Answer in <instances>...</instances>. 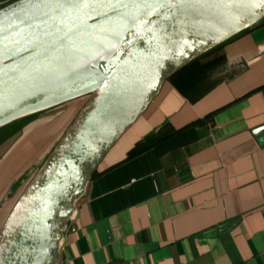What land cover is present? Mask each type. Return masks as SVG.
<instances>
[{
    "label": "crops",
    "instance_id": "crops-1",
    "mask_svg": "<svg viewBox=\"0 0 264 264\" xmlns=\"http://www.w3.org/2000/svg\"><path fill=\"white\" fill-rule=\"evenodd\" d=\"M72 102L0 144V231ZM72 215L57 264H264V17L169 78Z\"/></svg>",
    "mask_w": 264,
    "mask_h": 264
},
{
    "label": "water",
    "instance_id": "water-1",
    "mask_svg": "<svg viewBox=\"0 0 264 264\" xmlns=\"http://www.w3.org/2000/svg\"><path fill=\"white\" fill-rule=\"evenodd\" d=\"M263 17L264 0H19L0 9V100L103 37L124 29L125 42L97 83L0 114L1 129L89 95L0 231V264H57L76 203L163 85Z\"/></svg>",
    "mask_w": 264,
    "mask_h": 264
},
{
    "label": "bare ground",
    "instance_id": "bare-ground-1",
    "mask_svg": "<svg viewBox=\"0 0 264 264\" xmlns=\"http://www.w3.org/2000/svg\"><path fill=\"white\" fill-rule=\"evenodd\" d=\"M251 19L252 16L243 21H251ZM123 33L124 29H121L103 37L98 43L88 45L83 51L71 55L46 75L1 99L0 114L27 101L42 102L46 97L65 91H78L84 85L97 83L103 70L124 45Z\"/></svg>",
    "mask_w": 264,
    "mask_h": 264
},
{
    "label": "rangeland",
    "instance_id": "rangeland-1",
    "mask_svg": "<svg viewBox=\"0 0 264 264\" xmlns=\"http://www.w3.org/2000/svg\"><path fill=\"white\" fill-rule=\"evenodd\" d=\"M88 99H89V95H85L84 97L76 99L74 100V102L71 103V107L74 108V110H76L74 114H77L85 106V104L88 102ZM35 116H37V114H35ZM35 116L34 115L29 116L28 119L25 121L18 120L17 122L11 125L9 124V127L1 128L0 129V143L2 144L3 142H5V140H7L9 137H11L16 132H18L22 128V126L26 122H28L29 119H31V117L34 118ZM66 127L52 135L50 134L49 136H47V138L44 139V141L40 142V145L38 148L39 152L37 153V156L35 158V162L33 163V165L37 166L43 160L42 158H44V155H48L50 149L57 143L60 136L65 131ZM52 144L53 146L51 147ZM48 148H50L49 151H48ZM38 169L39 168L37 167L35 171H37Z\"/></svg>",
    "mask_w": 264,
    "mask_h": 264
},
{
    "label": "trees",
    "instance_id": "trees-1",
    "mask_svg": "<svg viewBox=\"0 0 264 264\" xmlns=\"http://www.w3.org/2000/svg\"><path fill=\"white\" fill-rule=\"evenodd\" d=\"M28 117H29V116H28ZM26 119H28V118H24V119H21V120L24 121V120H26ZM16 122H17V121H16ZM14 123H15V122H14ZM11 124H12V123H11ZM11 124H10V125H11ZM6 127H7V126H6ZM8 127H9V126H8ZM4 128H5V127H4ZM0 144H1V143H0Z\"/></svg>",
    "mask_w": 264,
    "mask_h": 264
}]
</instances>
